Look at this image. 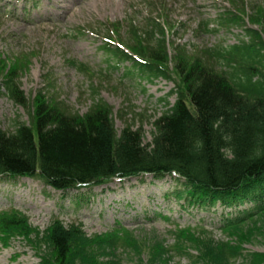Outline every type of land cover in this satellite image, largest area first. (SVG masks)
<instances>
[{
	"label": "trees",
	"instance_id": "obj_1",
	"mask_svg": "<svg viewBox=\"0 0 264 264\" xmlns=\"http://www.w3.org/2000/svg\"><path fill=\"white\" fill-rule=\"evenodd\" d=\"M239 7L246 13L244 0ZM252 10L253 28L235 13L222 18L225 27H246L247 38L231 46L192 50L175 40L172 55L166 28L155 21L144 28L132 27L127 42L118 36L123 44L107 35L101 49L110 71L123 67L124 78L176 82L171 93L176 95L175 104L154 122L149 146L144 144L141 130H133L128 122L118 131L113 108L99 99L98 89L92 91L98 100L80 115L51 95L54 89L40 90L34 98L25 95L19 65H9L14 60L0 57V94L28 115L27 122H15L13 132L0 128V177L39 180L65 194L115 180L150 176L163 181L177 176L186 186L177 196L186 198L190 206L239 211L222 220L220 230L228 236L264 218V31L258 28L264 26V8L253 4ZM209 26V22L202 23L200 32H211ZM70 65L83 74H93L85 65ZM244 205L250 207L239 210ZM186 231L191 230L175 233L171 248L156 242L149 264L170 263V253L188 258L191 264H230L239 259L264 264V254H245L242 243L215 242L213 234L202 227L203 240L183 238ZM13 238L32 246L46 244L50 256L38 246L40 264H121L116 258L119 249L136 252L139 247L123 227L88 236L81 224L66 226L57 218L41 232L30 225L25 214L11 209L0 214V241L6 245ZM191 246L197 256L190 254Z\"/></svg>",
	"mask_w": 264,
	"mask_h": 264
},
{
	"label": "rangeland",
	"instance_id": "obj_2",
	"mask_svg": "<svg viewBox=\"0 0 264 264\" xmlns=\"http://www.w3.org/2000/svg\"><path fill=\"white\" fill-rule=\"evenodd\" d=\"M244 2L246 13H241L240 0H0V57L14 60L9 65H19L25 95L34 98L40 90L54 89L51 95L60 97L80 115L98 100L92 94L93 89H98L99 99L113 108L118 131L124 130L128 122L133 130H141L144 144L149 146L154 122L176 101V96L171 95L176 82L124 78L123 68L110 71L101 49L107 35L123 44L118 36L127 42L132 27L144 28L155 21L166 27L172 55L175 40L192 50L231 46L247 38L245 24L227 28L222 26V18L235 13L252 28V5L264 8V0ZM203 22H209L213 32H200ZM258 28L264 31L261 24ZM71 62L87 66L93 74L79 72ZM170 67H175L173 59ZM17 120L27 122V112L0 94V128L13 132ZM185 190L184 182L175 177L164 181L139 177L63 194L37 180L0 177V213L20 211L41 232L57 218L66 226L82 224L88 236L123 227L130 232L131 242L139 247L136 252L119 249L116 258L121 264H149L152 246L160 242L171 248L178 230H191L182 233L183 238L203 240L200 227L211 232L215 242L242 243L245 254H264V218L246 224L237 235L228 236L220 230L222 220L226 215L235 217L239 211L224 207L208 211L190 206L186 198L177 196ZM249 207L244 205L239 210ZM32 244L22 238H13L6 245L0 241V264H39L38 246L40 252L50 256L49 249L45 251L46 244ZM170 254L173 258L168 264H191L186 257ZM190 254L197 256L195 246H191ZM230 264L247 263L239 259Z\"/></svg>",
	"mask_w": 264,
	"mask_h": 264
}]
</instances>
